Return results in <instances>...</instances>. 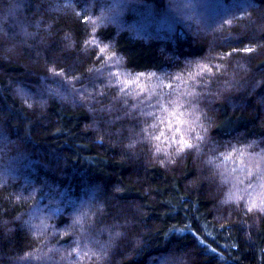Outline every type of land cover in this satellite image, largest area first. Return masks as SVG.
<instances>
[{"label": "trees", "instance_id": "16d2710c", "mask_svg": "<svg viewBox=\"0 0 264 264\" xmlns=\"http://www.w3.org/2000/svg\"><path fill=\"white\" fill-rule=\"evenodd\" d=\"M0 264H264V0H0Z\"/></svg>", "mask_w": 264, "mask_h": 264}, {"label": "rangeland", "instance_id": "374dc122", "mask_svg": "<svg viewBox=\"0 0 264 264\" xmlns=\"http://www.w3.org/2000/svg\"><path fill=\"white\" fill-rule=\"evenodd\" d=\"M168 33V32H167Z\"/></svg>", "mask_w": 264, "mask_h": 264}]
</instances>
